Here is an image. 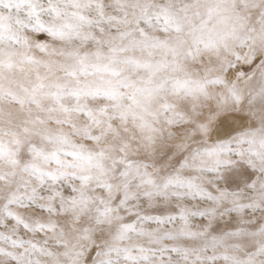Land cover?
<instances>
[{"label": "snow or ice", "instance_id": "6c2138e0", "mask_svg": "<svg viewBox=\"0 0 264 264\" xmlns=\"http://www.w3.org/2000/svg\"><path fill=\"white\" fill-rule=\"evenodd\" d=\"M0 264H264V0H0Z\"/></svg>", "mask_w": 264, "mask_h": 264}]
</instances>
